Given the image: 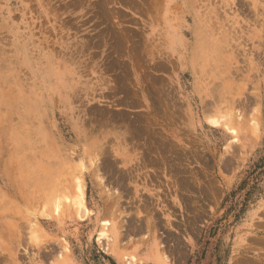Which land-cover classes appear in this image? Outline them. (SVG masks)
<instances>
[{"label":"rangeland","instance_id":"obj_1","mask_svg":"<svg viewBox=\"0 0 264 264\" xmlns=\"http://www.w3.org/2000/svg\"><path fill=\"white\" fill-rule=\"evenodd\" d=\"M0 264H264V0H0Z\"/></svg>","mask_w":264,"mask_h":264},{"label":"bare ground","instance_id":"obj_2","mask_svg":"<svg viewBox=\"0 0 264 264\" xmlns=\"http://www.w3.org/2000/svg\"><path fill=\"white\" fill-rule=\"evenodd\" d=\"M249 128H250V126H249Z\"/></svg>","mask_w":264,"mask_h":264}]
</instances>
